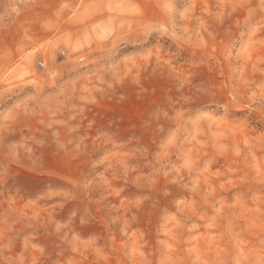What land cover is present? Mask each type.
Segmentation results:
<instances>
[{"label":"rangeland","instance_id":"1","mask_svg":"<svg viewBox=\"0 0 264 264\" xmlns=\"http://www.w3.org/2000/svg\"><path fill=\"white\" fill-rule=\"evenodd\" d=\"M0 264H264V0H0Z\"/></svg>","mask_w":264,"mask_h":264}]
</instances>
